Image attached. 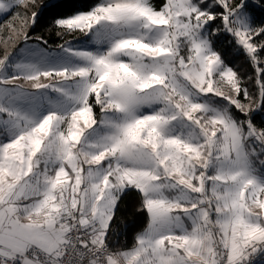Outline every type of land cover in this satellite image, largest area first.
<instances>
[{"label": "snow or ice", "instance_id": "obj_1", "mask_svg": "<svg viewBox=\"0 0 264 264\" xmlns=\"http://www.w3.org/2000/svg\"><path fill=\"white\" fill-rule=\"evenodd\" d=\"M258 14L0 0V264H264ZM125 197L145 218L131 244Z\"/></svg>", "mask_w": 264, "mask_h": 264}, {"label": "trees", "instance_id": "obj_2", "mask_svg": "<svg viewBox=\"0 0 264 264\" xmlns=\"http://www.w3.org/2000/svg\"><path fill=\"white\" fill-rule=\"evenodd\" d=\"M260 18H264V14H258ZM0 23H3V20L0 21ZM37 31H44L43 29H38ZM45 35H48L47 32H44ZM50 42L55 43L57 42L55 38L53 37ZM229 59L233 61V64L236 66H242L244 65V59L243 57H233L229 56ZM243 70V68H242ZM138 201L134 199L133 197H125L124 201L122 202L120 208V212L117 213V224L120 226L119 231H124V225L128 224L132 227L129 228L127 232V242L131 244L132 242V236L135 231H138L140 228H142L145 224V218L143 216L136 215L135 209ZM116 226L114 225V228ZM123 238L122 243L124 242V236H121V239Z\"/></svg>", "mask_w": 264, "mask_h": 264}, {"label": "rangeland", "instance_id": "obj_3", "mask_svg": "<svg viewBox=\"0 0 264 264\" xmlns=\"http://www.w3.org/2000/svg\"><path fill=\"white\" fill-rule=\"evenodd\" d=\"M1 21V20H0ZM25 87H28V85L27 84H25Z\"/></svg>", "mask_w": 264, "mask_h": 264}, {"label": "built area", "instance_id": "obj_4", "mask_svg": "<svg viewBox=\"0 0 264 264\" xmlns=\"http://www.w3.org/2000/svg\"><path fill=\"white\" fill-rule=\"evenodd\" d=\"M121 241H123V238L121 239Z\"/></svg>", "mask_w": 264, "mask_h": 264}]
</instances>
